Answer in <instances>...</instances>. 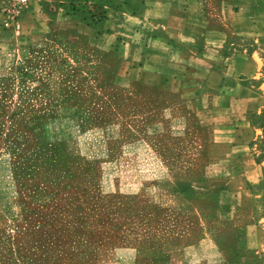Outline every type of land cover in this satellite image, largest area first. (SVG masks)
<instances>
[{"label":"rangeland","instance_id":"obj_1","mask_svg":"<svg viewBox=\"0 0 264 264\" xmlns=\"http://www.w3.org/2000/svg\"><path fill=\"white\" fill-rule=\"evenodd\" d=\"M121 1L56 6L96 22ZM38 2L33 12L58 8ZM13 7L0 5L5 25ZM41 43L0 82V264H264L246 241L264 202L221 209L222 183L206 177L214 151L187 100L118 85L62 33Z\"/></svg>","mask_w":264,"mask_h":264},{"label":"crops","instance_id":"obj_2","mask_svg":"<svg viewBox=\"0 0 264 264\" xmlns=\"http://www.w3.org/2000/svg\"><path fill=\"white\" fill-rule=\"evenodd\" d=\"M29 1L9 25L0 21V82L62 33L72 56L85 52V66L111 69L118 85L187 100L214 151L206 177L222 183V210L263 204L264 0H123L96 22L62 14L58 0H38L52 14ZM250 226L246 241L261 250L264 218Z\"/></svg>","mask_w":264,"mask_h":264},{"label":"built area","instance_id":"obj_3","mask_svg":"<svg viewBox=\"0 0 264 264\" xmlns=\"http://www.w3.org/2000/svg\"><path fill=\"white\" fill-rule=\"evenodd\" d=\"M29 3V0H12L13 8L10 12L12 19L18 18L22 14V9ZM7 25H9L7 23Z\"/></svg>","mask_w":264,"mask_h":264}]
</instances>
